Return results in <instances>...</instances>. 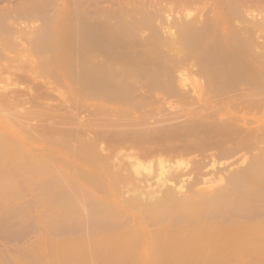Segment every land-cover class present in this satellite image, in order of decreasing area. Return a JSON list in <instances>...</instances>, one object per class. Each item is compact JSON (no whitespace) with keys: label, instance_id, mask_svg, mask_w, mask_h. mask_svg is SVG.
<instances>
[{"label":"bare ground","instance_id":"6f19581e","mask_svg":"<svg viewBox=\"0 0 264 264\" xmlns=\"http://www.w3.org/2000/svg\"><path fill=\"white\" fill-rule=\"evenodd\" d=\"M13 2L11 5L7 4L6 6L0 8V72L4 70H10L9 72L10 76L7 77L10 78L11 74L14 76L10 78L12 81L11 86L13 84L14 86H16L15 83L19 80H23L24 78H25L24 80H26L27 77L29 78V76H26L27 74L23 73V71L26 72L28 70L29 71L32 70L33 72L36 71L37 75L39 76H41V74L44 75L46 74L45 77L48 76V79L46 78L43 81V85L45 88L49 87L50 84H54V86H52L50 91H47L45 89L42 90L40 89L43 87L42 83L37 84L36 82L38 81L35 80L36 85L34 84L33 85L36 87L34 89L32 88L34 91L31 92V94L27 90L24 93V89H25L24 88L22 89L21 92L22 95H21L19 94L20 92L18 93V91L21 90L16 89L17 87H15V89L17 90V91L15 90L17 95L15 93L12 94V91L14 92L13 89L14 86H12L13 90L9 91V93L11 92V95H13L12 97L11 95L7 96L5 94H4L5 96H3V94L0 93L2 94V96L0 95L1 97L0 124H2L0 128V209H3V212L1 213V215L3 214L2 218L0 216V225L2 224L1 226H3L4 228L7 226L6 228H8V225H10L13 222V220L12 221L9 220L10 218L12 219L14 218L16 219L18 217L21 218L23 217L21 216L23 214H25L24 216H26L25 208L28 207L20 206L21 208H19L18 205L16 204L17 205L16 207L18 209L12 210L11 207L10 210V209H4V206L6 201H9V199L12 196L14 197L13 194L17 195V197L21 194L20 193L21 191L19 189L28 190L31 187H34L36 188V190L37 189L39 190V192L35 195L33 199L34 200L33 203L37 208V218L35 223L40 227L41 230H43V232L39 233L37 238L35 237V240L31 244L32 246L28 247L29 250L24 249L25 252L24 251L22 252L23 253L22 255L24 256L23 257L18 256V258L16 257L17 259L15 260L14 264H264V219L255 218V216L258 217L257 215L259 212L260 214L261 212H264V86L263 87L261 86L264 85V83L263 81L259 82V79L255 80L256 82L258 81L257 84L259 85L261 83L263 84H261L259 86L260 88H258V85H255L256 82H254L253 83L254 85L253 84L252 85L256 87H252L251 85L253 89L251 87H249L250 88L249 89L247 86H246L247 89L245 87L237 88L234 85V82L236 84L238 80L237 78H239L238 80L239 82H237V84L241 83L240 77L242 78L241 81L244 79V80H248L249 82L250 80L248 84H251L252 83L251 81H254L257 72H260V74L263 73L264 75L263 32L262 35H260L261 28L262 29L264 28L263 19L260 17L263 22H258L257 19H256L257 21L251 20L249 21L250 23L248 25L242 27L240 26L241 23L239 25L238 24L236 25L233 22L235 26L232 27L229 31L227 30L226 33L224 32L225 33L224 35H221L224 37L223 40H221V43L219 42L220 39H222V37L218 39L219 41L218 44L216 40L217 38L213 39L216 40L215 43L216 45L218 46H220L221 44L223 45L222 46L223 49L222 48L220 49L221 54L224 53L225 43H226L225 44L226 49L228 48V51L230 50L235 53H232V55L229 56L230 54L229 55L227 54L230 52H228L225 49L227 51L226 57L222 58L223 61L222 60L218 61L220 62L218 64H215V60L213 59L214 57L213 58L210 57L214 60L213 62V60L211 59L212 60L211 62L214 64L211 65V67L212 66L214 67L212 70L211 67L209 68L212 72L205 71L206 74L208 73L211 75L212 73L213 75L215 74L213 77H211L214 80L215 77H217L222 73L220 72L219 66H221V63L224 62L225 64L223 63L224 65H222V68L220 67L221 71L225 70L227 72L225 73L229 77L230 76L232 77V78L230 77L231 79L229 78L228 81L227 80L222 81V79L225 76L222 77L221 75L222 77L221 81L220 80L218 81L217 80L218 77H217L215 81L212 82L213 86L211 84V87L213 88L210 89V93L214 92L212 89L215 90L217 88L220 90L221 88L222 89L221 95H223L224 93L223 90H225L224 87L226 85L223 87V85H220L221 82H223V84L224 83L230 84L233 81L232 83L233 89L232 87H230L231 85L230 84L229 85L230 89L229 88L226 89L225 91L226 93H224L223 96H221L220 93L218 94L219 95L218 96L217 95L218 92H215L216 96L214 97L210 96L204 98H202L201 95L200 97L196 96V93H194L195 97L194 96L192 97L193 94L188 93V90L191 89L192 87L189 86L190 87L189 88L187 86L189 89L186 88L187 89L186 90L184 87H186L187 83L185 84V86L184 84H181L182 83L181 81H183V79H181V81L178 82V80L182 78L181 73L178 72L179 74H181V76H178L179 74L177 73L178 74L177 76L180 78H176V76L174 78V75L176 73L173 72L175 69L173 67L174 63L170 64V62H172L174 59L175 62L177 63L178 62L177 60L180 59L179 58L180 56L183 58V59L181 58L183 61L184 55L178 54L179 55L178 57L176 55V57L178 58L177 59L176 57H174L175 55L173 54L175 52H173L172 54L174 56L171 54L172 60L169 58L170 62L168 61V59L164 60L163 58V61L166 62L165 64L169 62V65H173L170 67L174 68L172 71L168 69L169 67H167L166 69L170 71L168 72L169 75L171 73H174L173 78H172V74L171 76H168V73L166 74L167 71H165L164 74H166L169 78L171 77L172 79H177L179 86L181 85L183 86L182 87L183 90L182 88L180 89L177 86H175V83L171 82V78L170 79L165 78L166 79L165 80L164 78L163 79L160 78L161 75H158L157 78L158 80L157 79L147 80L146 78L143 77L144 76L143 75L142 76L143 80L138 79L135 81L130 78L134 77L133 75L135 73L133 74V72H136L137 75L138 73L137 70L133 71V68L126 69L125 68L126 64H125L124 65L125 69L123 68L125 70L124 71L123 69H121L123 66L119 68V66L116 67V65H114L116 64L113 62L114 59H112L114 57L113 55L114 53H112L111 51L113 50L115 51V49H113L115 45L114 46L111 45V42H109L111 39L108 36L103 35L104 36L103 37L101 35L102 41H104V39L107 37L109 38V41L106 40L104 41L105 44L104 43L102 44V41H100V39L98 40V38H101V36L97 38L96 36L91 34L95 30L90 33L89 31L92 30L89 29L88 36H86L87 33L85 34V31L87 30H85L84 31L85 38L89 37V35L91 34L92 36H94V38L96 37L97 39H94L90 36V38H87L88 41H85L86 43L89 42L87 43L88 46L86 43H84L83 45L82 42L80 43L82 45L79 46L78 44L77 45L79 46L78 48H81V46H83L82 50L80 49L81 53L80 50L77 48V46L75 48L74 45L76 44L74 43L72 45L73 49L79 52L72 50V53L74 51V54H72L73 57L75 56L76 58V56L77 55L79 56L80 54L79 58L82 60L84 59V61L82 62H85V65H86V61L88 60L89 61L87 63H91V64L100 63L97 60L99 59L97 57L101 56V55L97 56L98 53L100 52H91V50L89 49V45L93 43V41L92 43H90L91 42L90 39L96 40L95 42H100V43H94L96 44L95 47L98 44L95 50L97 51H99L100 49L102 50L103 47L105 48L104 45L109 46L110 48L106 47V49L108 48L109 51L108 49L107 50L104 49L102 50L103 51L102 54H104L107 57V55H109L108 53L110 52L109 58H111V55H113L111 61L113 60L112 62L114 67L119 69L118 70L113 69V67H111L109 63L104 62L106 57H103L104 55L101 56L104 60L101 57L100 59L102 62H104V64H106V66H102L101 70L99 69L100 71L97 73L98 76L95 75L96 74L95 71L97 72L98 70H95L93 72L94 69H98V66H96L97 68L94 67V69L92 70L94 74L91 73V75L93 74L95 76L94 77L92 75L95 80L91 78L92 81L90 82H93V85L96 82L97 85V87L95 85L94 92L93 91L91 92L89 90L91 89L89 87L91 84L90 82L89 85H87L86 83H85L86 86L85 84L82 85L83 88L89 87L87 90L91 92L93 97H96V95L99 96L102 99L101 103L99 105L90 104V103L80 104L79 100L81 99H79L78 101L80 105H78L75 102L77 101V98L75 96L76 94L81 92V88L77 89V87H74L76 89L74 88L72 89V92L78 91L76 94L72 95L71 93L69 96L68 93V90H71L72 85L68 84L70 80L67 77L69 75V72L73 68L70 71L69 69H67V67L63 64V54L59 50L55 49V47H57L58 44H60L61 46L63 45L65 47L66 40L63 42L60 39V37L48 36L49 34V33L47 34L48 28L46 27L47 29L46 28L44 29L43 25L48 26L50 23H48V25L42 23L43 28L40 27L42 28V30L43 29L47 30L45 33L47 35L42 36V33H44L43 31H41L42 33L37 32L38 34L40 33L41 36L40 34L35 35L32 33L33 31L31 32V30L28 31L26 30V33L22 34L21 30L25 32V28H28L30 26L34 28V26H32L31 24L29 26V23H32L33 20L32 19L30 21L32 17L31 15L32 12L29 13V11L27 10V9L30 10L32 6L30 5L27 7L24 4L23 5L25 6L24 10L25 8L27 9L25 12H22L24 11L21 10L23 6H21L22 7L21 8L19 6L20 4L17 5L15 3L16 1ZM232 2H233L232 5H234V1ZM258 2L261 1L259 0ZM215 3H213L214 5L211 3V6L213 5V7L210 6L213 9L212 11L213 13H211V15L213 14L214 17L213 19L220 16L219 13L223 14V12L224 13L226 12L225 13L226 16V14L230 12L234 7L231 5L230 2V4H228L227 7L225 5L224 8L226 10L223 11L222 8L224 5L222 6L221 4L220 7L218 5H215ZM235 4L237 5L238 3ZM239 6L240 5L238 4V7ZM48 7H52V6H48ZM238 7H234L235 10L234 9L233 10L238 11L237 10ZM219 8L221 9L220 12H219ZM253 8L255 9V7ZM254 9H250V10L254 11ZM263 9L264 8H262V10ZM250 10H248V12ZM263 12L264 10L262 11V13ZM158 13L159 15L161 14L159 11ZM155 14H157V12ZM205 14L207 15L206 12ZM21 16L23 17V19L24 17H28L27 19H29L28 23L24 24L25 26L21 25L18 21L19 18L21 19ZM153 16H154L153 18H155V15ZM160 16L162 17V15ZM192 16H190L191 17L190 21L189 18L188 20L186 19L187 21L186 23L188 22L193 23L192 25H189L188 23V26L190 27L194 26V22H191ZM238 16L240 17L239 14ZM261 16L263 17L264 15ZM199 18L200 17H198V19ZM131 20H135V18L132 17ZM164 20L165 23H167L168 19L166 20L164 18ZM142 21L146 22L147 20H142ZM210 21L209 23H212ZM228 21L230 22V20ZM122 22L124 21H121L120 24H123ZM181 22L183 23L182 24L183 26L185 25V27H183L182 30L180 29L182 26L181 24H180V28L179 29L177 28L178 20L177 22H174V24H176L175 26H173L174 24H172V21L170 22V24L172 28L173 27L177 28L175 29V31L177 32V33L175 32L176 34L179 35V33L182 31L181 33L183 35L180 33L181 34L180 37L183 36L184 38L188 34L190 37L188 38L190 42L191 35L195 32L193 31V33L190 35L189 33L192 32L193 28L189 27L187 29L186 28L187 24H185L183 19ZM124 23L126 24V22ZM158 23H160V20H158ZM162 23L164 24V22ZM199 23H197L198 24L197 26H199ZM225 23L224 26H226ZM120 24H118V26ZM125 24L124 26L120 25L123 28L122 29L123 33L125 30L124 27L127 25ZM154 24L153 26L155 27L157 25V22L155 25ZM168 24L169 22L167 23V25ZM170 24L168 26H170ZM88 25L90 26V24ZM88 25L85 27L87 28ZM167 25L164 24V27L165 26L167 27ZM134 26H132V29ZM139 26L138 29H140L141 27ZM160 26L161 25H159L158 27ZM148 27L152 28L150 27L149 23H148ZM199 27L201 28L202 26ZM205 27H208L207 24ZM211 27L212 26H210V29ZM145 28H146L145 30L146 33L148 32V30H152V29H148L147 25ZM172 28H170L169 30L167 27L166 29L169 31L166 32L160 31V32L165 33L166 35L168 34L167 38L165 37L166 35L164 36L165 39L168 40L170 38L171 41V39L174 38L181 41L180 42L181 47L183 44H184L183 46L189 47L190 44L187 43L188 42L186 40L187 37L184 38L185 40L179 39L180 37H178V35H175L174 32L172 33ZM225 28L228 29L227 26ZM104 29L105 28L101 30L106 32ZM186 29L189 31V32L187 31L188 32L187 34L186 32L183 33V31H185ZM189 29L192 30L190 31ZM204 29L201 30L204 31ZM258 29L260 34L256 33ZM129 30L126 29V31ZM133 30L131 31V33L129 32L128 34L133 35L134 34ZM155 31L156 29H154L153 32L150 31L152 32L151 38H147L151 35V33L149 32L150 34L149 33L146 34V36L148 35L147 37H142V36L138 37L136 36L137 34H134L133 36H136V38L134 37L125 38V35L122 34L124 36L123 37L124 39L120 38V40L122 45L125 46L126 48H130V47L135 48L134 47L135 45H139V47L143 46L146 48L150 44V43L148 44L149 40L147 39H151L152 41L151 44L153 46V47L151 46L152 48L160 47V45L162 46L167 45L166 46L167 48L170 46V44H172L169 40H168L169 43H167L168 41L165 39H164L165 42L166 41L167 42L165 44L164 43L162 44L161 42L163 41L162 40L163 36L160 35L161 34L160 32H158L159 38L162 36L160 38L161 40L160 41L158 38V33ZM205 31L208 32L207 29ZM217 32L219 33V29ZM143 33L145 32L143 31ZM155 33H157L156 34L157 39L155 37L154 38L156 41L159 40L160 42L159 46H157L158 41L156 42L152 40L153 35L155 36ZM197 33L198 32H196V34ZM201 33L200 34L203 36L206 35L204 34V32ZM213 33L211 34V36L214 35ZM84 34L81 37L84 38ZM98 34L99 33H97V36ZM104 34L106 35V33ZM115 34L118 33L116 32ZM221 34H223V32ZM51 35H52V31H51ZM216 35L217 34H215V37L217 36L220 37V34L217 36ZM192 36H193L192 39L196 37L195 34ZM118 37L119 36L115 37L116 41L119 40ZM199 38H201V42L202 39H204V37L201 36ZM205 38H207V35ZM211 38H213V36ZM192 39L191 41H193ZM224 40L225 43L223 44ZM116 41H115L116 44L115 48H118L119 43ZM172 41L174 44L175 41L174 40ZM179 41L177 43L178 46H179ZM194 41L191 42V44L193 43V45L191 46L193 47V49L191 47H190L191 49L190 48L187 49L194 51L191 53H193L194 55L196 53L197 56L196 55L195 56L197 59L198 57H200L199 56L200 53L196 52L194 48L195 47ZM106 42L109 43V45ZM154 42L156 43L155 44L156 47H154L153 45ZM185 42L188 45L187 44L185 45ZM213 42L211 39V44ZM22 44H26V45L20 48L21 47L20 45ZM99 44L100 45L102 44V47H100ZM215 44L214 45L212 44L213 45L212 48L215 46ZM243 44L246 45L247 46L246 48L248 49V53H249L248 58L245 57L247 59H243L244 57L242 58L240 52H238L242 50L241 47L243 46ZM110 45L113 47H111ZM45 46L48 47L50 46L51 47L50 49H52L53 46L56 55L59 54L60 61L58 62V65L54 67V69H52L53 67L51 66L52 64L50 62L51 60L49 61V57L48 59L45 60L38 59L36 60V62L35 60L33 61V57H34L33 55L34 54L36 55L37 51L39 50L42 51V49L45 48ZM174 46H176V44ZM207 46L209 47V45ZM218 46L215 47L218 48ZM32 47H34L33 50ZM48 47H46L45 49L47 50ZM181 47H177L175 50H178L180 48V50L177 52L179 53L181 51L182 53L183 51V53L185 55H188L190 58L191 55H189V51L187 50H186L187 52L184 51L186 47H184V50H182L183 47L182 48ZM136 48L138 49L137 46ZM169 48L171 49L172 47ZM246 48L244 47L243 51L246 52L245 50ZM119 49L120 48L117 49V53L115 54L116 59H117V55L119 59V56L122 53V51L120 53ZM157 49H158L157 52L163 51V50H159L160 48ZM157 49L155 50L153 49V50L156 51ZM172 49L171 51H174ZM105 50L106 52L108 51V53H104ZM125 50L126 49H124V51ZM201 50L202 48L199 51ZM29 51H31L32 53H28ZM33 51H36V53H34ZM141 51H143V48ZM48 52L49 50L47 51V53ZM133 52L135 53L134 55V59H135V56L139 55L138 54L139 51H133ZM202 52H201V56H202ZM39 53L41 52H38V54ZM42 53H43L42 55L44 56V52ZM127 53H123L124 57L122 56L121 57L126 58L128 56ZM161 53L163 54L164 52ZM157 54L159 55V53ZM193 54L192 57L195 60V56ZM215 54H213V56H215ZM246 54L245 56H247ZM206 55L209 54L206 53ZM145 56L146 55H144V57ZM35 57H37V55ZM46 57L44 56L43 58ZM50 57H54V56H50ZM137 57L139 58L140 56ZM151 57H154V59L156 58L155 55ZM167 57L165 55V59ZM187 57L185 56L186 59ZM227 57L229 59L227 61L228 65L225 62L227 60L226 59ZM109 58H107V60H109ZM130 58H132V56H130ZM203 58H204L203 61H205L206 56ZM119 61L122 60L119 59ZM160 61L162 62L161 63L162 65L160 64ZM163 61L158 60L156 62L160 64V67L163 66L166 68V65L165 66L163 65ZM182 61L180 62L182 63ZM188 61H185V64L186 62L188 63ZM197 61L199 62L198 59ZM197 61L196 62L194 61L196 65L198 64V68H197L198 70L195 71L196 72L200 71L201 74L198 73V75H202L204 71H201V69L199 70V68L201 67L203 69V67L206 65L203 64V66H201L203 63L201 57H200V62L202 63L200 62L197 63ZM131 62L130 64L128 62V64L130 65L129 66L127 64V66H129L128 68L131 67ZM146 62L147 61H145V63ZM156 62L154 61L153 63H155L157 66ZM211 62L209 63V66ZM32 63L37 70H34L35 68H31V69L29 68L31 67ZM192 63L191 64L189 63L191 65L190 66L191 68L194 65ZM155 64H153V66ZM185 64H183V66ZM180 65L182 64L178 63L175 65L176 67L175 71H177V69L180 70L179 69ZM216 65L217 66L219 65L217 69H215ZM146 66L148 65L142 67L146 69L147 68ZM183 66H181V69L184 68ZM83 67L86 68L85 66ZM150 67H152V65H150ZM157 67L154 66L152 68H157ZM144 68H142L141 71H144L145 70ZM149 68H148V72L152 69ZM193 68L192 71L194 72ZM218 69L219 71H217ZM87 70L88 67L86 68V70L84 69L85 73H88ZM186 70L182 72L184 73V75L190 69H188L187 72ZM190 72L191 71H189V73ZM217 72L220 73L216 75ZM236 72L239 74L238 76L240 77L237 76ZM71 73L74 72L71 71ZM154 73L157 75L156 72ZM154 73H149V74L152 75ZM70 75L72 76V74ZM76 75L77 74H75V76ZM156 75L154 76L157 77ZM232 75L235 76L236 78V79L234 78L235 80L233 79ZM75 76L73 75V77ZM66 78H67V82H66ZM97 79H100L99 80L100 82ZM161 79L165 81L163 82L161 81ZM168 79L170 80V82H167ZM185 79H187L186 76ZM185 79L184 81L187 82V80ZM230 80L232 81L230 82ZM8 82L6 84H8ZM97 82H99V84H97ZM210 82L211 81L209 79V83ZM219 82L220 84L217 87L216 85ZM70 83L72 84V82ZM205 83H203V85L200 86L198 85L199 90L201 91L203 90L204 92L205 88H207V85ZM242 83L245 82L242 81ZM40 85H42V87L39 88ZM75 85L77 84H74L73 86ZM60 86L61 88L62 87L63 88L61 89ZM65 88L68 89L66 90L68 95H66L65 93L66 92L64 90ZM1 91L2 89L0 90V92ZM51 91H55L58 93L57 96H59L61 102L60 105L58 103V105L55 107L57 109V110L55 109L56 111H50L49 108V112L50 113L53 112L51 113V115L52 116L55 115L59 118L58 123H61V125H59L58 128H55L57 126L54 125L55 126L54 129L52 127L53 125L48 126V128L52 127L50 128V131L51 129H53L52 130L53 132L55 130L56 131L55 133L58 132L57 134H62L63 137H61L62 136L61 135L59 139L58 137L56 139L55 136L56 140L50 139L51 143L46 142V139L48 140V138H46V134L39 133L40 131L38 129H35L34 131L38 130L36 131V135H38V133L40 134V136H42L41 134H45L44 137L45 140H43L44 138L41 139L42 141H45V143L43 142L42 145L46 143H50L52 145V146L47 145L50 147V150L48 149L47 146L46 147L44 146L46 150L50 151L47 153L52 152V156L51 154H45L43 152V154L47 155V157H45L46 159H43V156H41L42 154L41 155L39 154V156L41 157L38 158L40 159L42 158V160H47L48 157H51L50 159L56 160L57 157L58 159L59 157H62L61 159H64L63 161L65 160L67 161L66 162L67 164H65L62 161V163L65 164L64 168L59 167L60 164L57 162L60 161L61 159L57 161L55 160L52 161V162H57L58 166L54 165L51 162V160L50 161L47 160L49 162L47 163V161H42L38 159L36 156L35 158L34 155L32 154L33 150L32 151L30 150L29 152L33 155L34 158L32 159V157L31 158L26 157L27 154H24L23 151L25 149H22L24 148V146L21 147L20 144L22 143L24 145L29 138L28 136L34 134V132L33 133L31 132L30 128L29 130L31 133L28 131V129H26L29 133L28 135V133L26 132L28 135L26 136V138L28 137L26 141L25 140L23 141L22 137L21 140L19 136L22 135L17 136L21 140V141L19 140L20 141L19 143L17 142L18 138L15 137L16 134L15 135H13L14 133L11 134L14 130L10 131L11 133H9V131L6 130L7 127L6 128L3 127V123L5 124L11 119H12L11 127L14 126L13 124L16 125L17 122L16 118H18L21 121L20 122L18 120L20 122V126L24 125L25 123L24 120L30 118V116L34 114V111L37 110L35 108L37 106V102H36L37 99L40 97L41 98L44 97L47 101V97L50 95L49 93H51ZM156 91H161L162 94L153 97V94ZM24 94H28V97L26 98L23 97ZM54 95L55 94H53V96ZM80 95L84 97L90 95V93L87 92ZM53 96L52 98H55ZM92 96L89 97L91 98ZM172 96H174V98L176 97V99H173ZM96 98L98 99V97ZM26 101L27 103H29L28 101H31V104H35V105L33 107L29 106L31 108H29L27 111L26 108L24 107L26 112H24V110L23 112L21 110H20L21 112L18 111L19 113L15 111L14 108L17 105L19 106V104L20 105L25 104ZM105 101L109 103L119 102V105H112V104H111L112 106L110 104L106 105L104 103ZM120 102L124 103L125 105L120 104ZM81 108L85 110L88 109L87 110L88 115H86L87 112L85 113L84 110L85 114L84 117H82L83 111H81L82 114L80 115L79 113L78 115L81 117L77 118L78 120L74 119V121L76 120V125H74L73 128L71 125L73 121L69 123L68 116L72 114L75 115L76 112L78 111L77 109L82 110ZM97 109H99L100 111L99 110L97 111ZM259 109H261V111ZM95 110L99 114L101 113V111H103L104 114L101 113L102 115L97 116ZM231 110L232 112H230ZM69 111H72V113ZM222 111H224L223 113L225 114L221 113ZM67 112H69V115H67L68 120L66 121L68 124L67 123L65 124L66 127L69 124L71 125L69 130L67 129L69 128V126L66 129L64 126V121L66 119ZM33 116H35V114ZM48 116L50 117V115ZM76 117L77 116H75L74 118ZM23 121L24 123H22ZM17 124L19 125L18 122ZM5 125L7 126L8 124L6 123ZM10 125L11 124H9L8 126ZM18 125H16L17 126L16 129H18ZM43 127L45 128V126ZM20 130L24 132L23 129L20 128ZM20 130H18V133ZM42 131L48 132L49 129ZM50 131L48 133H50ZM24 134L25 133H23V135ZM74 134L76 135L79 134V136L76 137ZM37 137H39V135ZM75 139L76 142L74 141ZM31 141L30 142L28 141L29 143L28 142L26 143L30 144ZM71 142L74 143V146L73 143ZM39 144H41V142ZM31 147H29V149ZM37 149L40 150V148L38 147ZM250 149L252 150L256 149L257 152L254 150L256 153L253 154L252 151L251 152L252 155L247 156L246 155L248 154L247 150H249L250 152L251 151ZM241 150L246 151L245 152L246 154H244V152H242ZM239 152L241 153L240 155H238ZM34 154L38 155L36 153ZM237 160H239L238 164L240 167L242 166L240 164L243 163L244 161L246 162L247 160L246 165H244V167L241 168L237 166L236 167L237 169H231L230 165L232 164L233 166V162L235 164ZM66 165L67 166L70 165L69 167L76 166L77 170L76 171L73 170L74 171L73 174L71 168H67V169L65 168ZM212 175L217 176L215 178H217L219 181L224 180V183L218 184L217 182V185L213 186L216 181L215 179L210 178V176L212 177ZM150 176L154 178V181L153 183L151 181V183L146 184L145 181L147 180L146 177L149 178ZM211 179L214 180L215 182L213 183ZM143 181L145 184H142ZM16 190L19 191V194L17 193ZM25 206L27 205L25 204ZM61 228H62V232L64 231L65 234L68 231L69 233H67L66 235H62L63 237H60L58 235L59 233L57 234L55 231L57 230L58 232H60ZM64 228L67 229L68 231L66 232ZM51 231L52 232L54 231L57 235H55V233L52 234ZM57 236L60 238H58Z\"/></svg>","mask_w":264,"mask_h":264},{"label":"rangeland","instance_id":"374dc122","mask_svg":"<svg viewBox=\"0 0 264 264\" xmlns=\"http://www.w3.org/2000/svg\"><path fill=\"white\" fill-rule=\"evenodd\" d=\"M3 1V2H2ZM13 1H16L15 3L18 5V4H20L19 6L21 7V6H23L24 4H25V6H32L31 8L33 9H31L30 8V10L29 9H27V8H25V10H24V7L25 6H23V8L21 9V10H24V11H22V12H25L26 11V9L29 11V13H31V15H32V17H31V19H30V21L32 20V23H29V26H30V24L32 25V26H34V28H32L31 26V28L30 27H28V28H25V32L24 31H22L21 30V33L22 34H24V33H26V30L28 31V30H31V32L33 33V34H35V35H37L38 33L37 32H41V31H43L44 33H42V36L43 35H47L48 33V36H55V37H60V39L64 42L65 40H66V46L64 47L63 45L61 46L60 44H58L57 45V47H55V49H57V50H59L62 54H63V64L67 67V69H69V71L71 70L72 72H74V73H71V71L69 72V75H68V77L67 78H69V80H70V82H72V84L69 82L68 84H70V85H72V88H71V90H68L67 88H65L64 90L66 91V90H68V93H69V96H70V94L72 93V95L73 94H76L78 91H74V92H72V89L74 88V87H77V89H79V88H81V92H79L78 94H76V98H77V101H75L76 102V104H78V105H80V104H82V103H87V104H96V105H99L100 103H101V98L99 97V96H97L96 95V97H98V99L96 98V97H93L92 96V94H91V92L93 91L94 92V88H95V85H96V82L94 83V85H93V82H90V81H92L91 80V78L92 79H94V71L95 70H98L97 72L95 71V75L96 76H98V72L102 69V66H106V64H104V62H106V63H109L110 64V66L111 67H113V69H117V68H115L114 67V65H116V67H118L119 66V68L120 67H122L121 69H123L124 68V65H125V68L126 69H131V68H133V71L134 70H137V75H136V72H133V74H131V75H133V76H131V77H133V78H130V79H132V80H141L142 79V76L144 77V78H146L147 80L148 79H157L158 78V75H161V77L160 78H169L168 76H171V74H172V78H173V74L175 73V75H174V78H175V76H176V78H180V77H178V76H181V74H182V78H180L179 80H178V82H180L181 81V79H183V81H181L182 83L181 84H184V86H185V84L187 83V85H186V87H184L185 89L186 88H188L189 86H191L192 88H194V89H189L188 90V93H190V94H193L192 95V97L194 96L195 97V94L194 93H196V96H198V97H200V95L202 96V98H204V97H214V96H216L215 95V92H218L217 93V95L220 93V95H221V93H222V89L220 88V90L219 89H217L216 87H214V88H216L215 90L214 89H212L214 92V94L213 93H210V89L211 88H213V87H211V84H212V82L213 81H215V79L217 78V80L219 81H221V78L223 77V76H225L223 79H222V81L224 80H229V78L231 77H229L226 73V71L225 70H222L221 71V68H222V65H224L223 63H221V66H219V69H220V72H222L220 75H218L220 72H217V74L216 75H218L217 77H215V79L213 80L211 77H213L214 75H213V73H212V75L211 74H206V72H212L211 70L213 69V67L214 66H212L211 67V65H214L211 61L214 59L215 60V64H218V63H220V62H218V61H220V60H222L223 61V57H226V54H227V51H228V48L226 49V43H225V40H224V42H223V44H224V47H225V49L227 50H225L224 49V53L223 54H221V48L223 49V45L221 44L220 46H218V45H216L215 43H216V40H217V44H218V39H220L221 37H222V39H220V42L219 43H221V40H223V36H221V35H224L226 32H227V30L229 31L232 27H234L235 26V24L237 25H239L240 23V26L242 27V26H246V25H248L250 22L249 21H251V20H253V21H257L258 20V22H263L264 21V16L262 17L261 15H264V12L262 13V11L264 10H262V8H264V1L263 0H260L261 2H258L259 0H176V2H175V0H87V1H85V0H0V8H2V7H4V6H6L7 4L8 5H11L12 4V2ZM31 1V2H30ZM173 1V2H172ZM180 1V2H179ZM185 1V2H184ZM232 1H234V5H232L233 4V2ZM250 1V2H249ZM253 1H255V2H253ZM47 2V3H46ZM153 2H154V4H153ZM188 2V3H187ZM217 4H216V3ZM230 2H231V5L232 6H234V7H238V4L240 5L238 8H237V10L238 11H234L235 10V8L233 7V9L230 11V12H228L227 14H229V15H227L226 14V16H225V13L223 12V14L222 13H219L220 14V16H218L217 18H215V19H213L214 17H213V14L211 15V13H213L212 11H213V9L211 8V7H213V3H215V5H218V6H220L221 4H222V6H223V8L225 7V5H226V7H227V5L228 4H230ZM248 2V3H247ZM14 3V2H13ZM46 3V4H45ZM168 3V4H167ZM183 3H184V5H183ZM211 3L213 4L212 6H211ZM235 3H238L237 5L235 4ZM250 3V4H249ZM263 3V4H262ZM75 4H77V5H75ZM83 4H85V5H83ZM178 4H180V5H178ZM255 4V5H254ZM261 4V5H260ZM34 5V6H33ZM75 5V6H74ZM90 5V6H89ZM136 5H137V7H136ZM172 5V6H171ZM174 5V6H173ZM236 5V6H235ZM247 5V6H246ZM252 5H253V7H255V9L252 7ZM48 6H52V7H48ZM76 6H78V7H76ZM83 6V7H82ZM155 6H157V7H155ZM169 6V7H168ZM177 6V7H176ZM209 6V7H208ZM211 6V7H210ZM242 6V7H241ZM36 7V8H35ZM55 7V8H54ZM87 7V8H86ZM154 7V8H153ZM161 7V8H160ZM165 7H168V8H165ZM183 7H184V9H183ZM221 7V6H220ZM261 9H260V8ZM44 8V9H43ZM50 8V9H49ZM182 8V9H181ZM210 8V9H209ZM222 8V10L223 11H225L226 9L224 8L223 9ZM35 9H37V10H35ZM163 9V10H162ZM212 9V10H211ZM250 9H254V11L253 10H250ZM39 10V11H38ZM45 10V11H44ZM111 10V11H110ZM166 10V11H165ZM220 8H219V12H220ZM248 10H250L249 12H248ZM262 10V11H261ZM150 11H151V13H150ZM153 11H156L157 12V14H155L156 12H153ZM158 11L161 13L160 15H162V17L159 15V13H158ZM184 11V12H183ZM190 11V12H189ZM246 11V12H245ZM255 11H257V12H255ZM259 11V12H258ZM39 14H38V13ZM188 12V13H187ZM205 12L207 13V15L205 14ZM255 12V13H254ZM261 12V13H260ZM150 13V14H149ZM164 13V14H163ZM169 13V14H168ZM185 13V14H184ZM192 13H193V16H192ZM246 13V14H245ZM254 15H253V14ZM23 14H25V13H23ZM36 14V15H35ZM187 14V15H186ZM191 14V15H190ZM238 14L240 15V17L238 16ZM249 14H251V15H249ZM34 15V16H33ZM153 15H155V18H153L154 16ZM156 15H157V17H156ZM171 15V16H170ZM224 15V16H223ZM254 17H253V16ZM257 15H258V17H257ZM260 15V16H259ZM37 16V17H36ZM147 16V17H146ZM165 16V17H164ZM189 16V17H188ZM190 16H192V20H191V22H194V26L192 27L193 28V30H192V32L191 33H189L190 35L193 33V31L195 32V33H193L192 35H196V37L197 38H199L200 36L201 37H204V39H202V42H201V38H199L200 39V41H199V39H197L196 37H194V38H196V39H192V35H191V39L194 41V40H196V41H194L195 43V50H196V52L197 53H200V57H201V59H202V61L204 60V58L203 57H205L206 56V58H205V61H203V63L202 62H200V57H198L197 59L199 60V62L200 63H202V65L201 66H203V64L204 65H206V66H204L203 67V69L200 67V64H199V70L201 69V71H206L205 72V74H204V72H203V76L202 75H198V73H200L201 74V72L199 71V72H196L195 70H198L197 68H198V64L196 65L195 64V62L197 61V59H196V53H195V55L193 54V53H191V52H194V51H192V50H189V49H187V48H190L192 45H193V43L191 44V42H193V41H191V39H190V42H189V39L188 38H190L189 37V35L187 34L189 31L187 30L190 26H188V23H189V25H192L193 23H190V22H188V23H186L187 21H186V19L188 20V18H189V21H190ZM204 16V17H203ZM208 16V17H207ZM222 16H223V18H222ZM231 18H229V17ZM246 18H245V17ZM112 17V18H111ZM130 17V18H129ZM132 17H134L135 18V20H131L132 19ZM168 17V18H167ZM174 18V20H173V18ZM177 17V18H176ZM198 17H200L199 19H198ZM206 17H207V19H206ZM235 17V18H234ZM251 17V18H250ZM256 17V18H255ZM263 19V21H262V19ZM28 17H24V19H23V17L21 16V19L19 18V23L21 24V25H23V26H25L24 24H26V23H28V21H29V19H27ZM30 18V17H29ZM35 18V19H34ZM122 18V19H121ZM145 18V19H144ZM164 18L167 20L168 19V21H167V23L169 22V24H170V22L172 21V24H174V22H177V20H178V29L180 28V24L182 25L183 23L181 22L182 21V19H183V21L185 22V24H187V26H186V30L185 31H183V33H185L186 32V34H184V35H186V37H187V43L188 44H190L189 45V47H187V46H183L182 45V47H181V41H179V40H177V39H171V41H170V38L168 39L172 44H170V46L169 47H174L172 50H174V51H171V49L169 48V47H167L166 48V46L167 45H164V46H162V45H160V42H159V40H160V38L163 36V41L161 42L162 44L164 43H166L168 40L167 39H165L164 38V36L166 35L165 33H161V32H163V31H169L170 30V28H172L171 27V24H170V26H168L167 25V23H165V20H164ZM171 18V19H170ZM182 18V19H181ZM229 18V19H228ZM250 18V19H249ZM23 19V20H22ZM43 19H44V22H43ZM114 19V20H113ZM121 19V20H120ZM125 19V20H124ZM127 19V20H126ZM197 20V21H195V20ZM203 19V20H202ZM236 19V20H235ZM257 19V20H256ZM120 20V21H119ZM129 20V21H128ZM142 20H147L148 21V23H149V25H150V27H152L153 26V24L155 23L156 24V22H157V27L155 26H153L152 28H149L148 27V23H147V21L145 22V21H142ZM158 20H160V23H158ZM162 20V21H161ZM169 20H171V21H169ZM179 20H181V21H179ZM194 20V21H193ZM210 20H212V21H210ZM225 20V21H224ZM228 20H230V22L228 21ZM27 21V22H26ZM41 21V22H40ZM121 21H124V22H126V24L129 26H127L124 22H122L123 24H120V22ZM131 21V22H130ZM134 21V22H133ZM153 21V22H152ZM201 21H203V22H201ZM209 21L210 22H212L213 23V25H212V23H209ZM116 22V23H115ZM118 22V23H117ZM132 24H130V23ZM141 22H142V24H141ZM143 22H144V24H143ZM162 22H164V24L165 25H167V27H168V29L169 30H167L165 27H164V24L162 23ZM179 22H181V23H179ZM200 22V23H199ZM225 22H227V23H230V24H227V23H225ZM235 24H234V23ZM41 23V24H40ZM42 23L43 24H46V25H48V23H50L48 26H45V25H43V27H44V29L46 28L47 30H48V32H47V34H45L46 33V31L47 30H42ZM86 23H87V25L88 24H90V26L88 25V27L86 28L85 26H87L86 25ZM135 23V24H134ZM146 23V24H145ZM153 23V24H152ZM197 23H199V26H202L201 28L199 27V26H197L198 24ZM204 25H203V24ZM209 23V24H208ZM224 23L226 24V26L228 27V29L227 28H225L226 26H224ZM118 24H120L121 26L123 25L124 26V24L126 25L125 27H124V33H123V31H122V27L119 25L118 26ZM154 24V25H155ZM161 25L160 27H158L159 25ZM202 24V25H201ZM206 24H207V26L208 27H205L206 26ZM231 24H232V26H231ZM234 24V25H233ZM100 25V26H99ZM103 25H105V26H103ZM135 25V26H134ZM142 27H140V26ZM145 25V26H144ZM146 25H147V28L148 29H152V30H148V32L146 33ZM163 25V26H162ZM176 24H174L173 26H175ZM131 26V27H130ZM132 26H134L133 27V29H132ZM138 26L140 27V29H138ZM204 26V27H203ZM210 26H212L211 27V29H210ZM37 27V28H36ZM40 27H42V28H40ZM101 27H103V28H105L104 30L106 31V32H104L103 30H101V29H103V28H101ZM127 27V28H126ZM163 27V28H162ZM183 27H185V25L183 26H181V30L183 29ZM190 27V28H191ZM22 28V27H21ZM108 30H107V29ZM111 28V29H110ZM121 28V29H120ZM145 28V29H144ZM160 30H159V29ZM177 28H172V33L174 32V34L175 35H178V34H176L177 32L175 31V29H177ZM196 28H197V31H196ZM205 28V29H204ZM37 29V30H36ZM89 29L90 30H92V31H89ZM126 29L127 30H129V29H131V30H129V31H126ZM142 29H143V31L145 32V33H143V31H142ZM154 29H156V31L155 32H160L161 34L160 35H162L160 38H159V33H158V38H159V40H155V38L157 37V33H155V36L153 35V38H152V40L153 41H156L157 43H158V45L157 46H159L160 45V47H156L155 46V42L153 43V45H154V47H156V48H152L153 46H152V44H151V39H147V40H149V42H148V46L145 48V47H143V46H140L139 47V45H135L134 47L136 48V46L138 47V49L136 50L135 48H133V47H130V48H126L125 46H123L122 45V43H121V40H120V38L122 39L124 36L122 35V34H124L125 35V38L126 37H129V38H131V37H134V38H136V36H142V37H147L146 36V34H148L150 31H154ZM163 29V30H162ZM166 29V30H165ZM185 29V28H184ZM201 29H204V31L203 30H201ZM208 30V32L207 31H205V30ZM218 29H219V33L217 32L218 31ZM49 30H50V32H49ZM77 30V31H76ZM85 30H87V31H85ZM95 30V31H94ZM133 30V32H134V34H137L136 36H133L134 34H133V32H132V34L133 35H131V34H128L129 32L131 33V31ZM139 30H141V31H139ZM190 30V29H189ZM190 30V31H191ZM210 30V31H209ZM264 28L262 29L261 28V34L259 33V29L257 30V34H260V35H262V32H263V34H264ZM51 31H52V35H51ZM76 31V32H75ZM79 31V32H78ZM81 31V32H80ZM84 31H85V34L87 33V35L86 36H88V33L90 32H93V33H91V34H93L94 36H96L97 38L98 37H100L101 35L103 36H108L111 40L109 41V38L107 37V38H103L104 39V41H106V40H108L109 42H111V45H115V47H116V44H115V41H116V39H115V37H117V36H119L118 37V39L119 40H117L116 42H118L119 43V45H118V48H120L119 50H120V53H121V51H122V53H121V55L119 56V59L120 60H122V61H119V59H118V55H117V59L115 58V54L117 53V49L118 48H113V49H115V51L113 50V51H111L112 53H114L113 55H114V57L112 58V56L113 55H111V58L112 59H114V63H116V64H114L113 65V62L111 61V58H109V56H110V52L108 53V51H109V49H108V51L106 52V47H109V46H107V45H104L105 46V48L103 47L102 48V50H104V49H106L105 51H104V53H108L109 55H107V57L104 55V54H102V50L100 49L99 51H97V50H95L96 49V47L98 46V44H97V46L95 47V45L96 44H94V43H100V42H95L96 40H92V39H90L91 40V42L90 43H92V41H93V43L91 44V45H89V49L91 50V52H100V53H98V55L97 56H99V55H101V56H103V57H106L105 58V61L104 62H102L101 61V59H100V57L101 56H99V57H97V56H95V57H97V58H99V59H97L98 60V62H100V63H93V64H91V63H87L88 61H86V65H85V62H82V61H84V59L82 60V59H80L79 58V56H80V54H79V56L77 55L76 56V58H75V56L73 57V55L72 54H74V51H77V50H75V49H73V44L75 43L76 45H74L75 46V48H76V46L79 44V46L80 45H82V44H80L81 42L83 43V45H84V43H86L85 41H88V39L87 38H90V36L92 37V38H94V36H92L91 34L89 35V37H87V38H85V34H84ZM89 31V32H88ZM118 33V34H115L116 32ZM120 31V32H119ZM126 31V32H125ZM139 32V34H138V32ZM188 31V32H187ZM213 31H214V33H213ZM215 31H216V33H215ZM36 32V33H35ZM140 32H142V33H140ZM152 32H150L151 33V35L149 36V37H147V38H151L152 37ZM176 32V33H175ZM179 32H180V30H179ZM182 32V31H181ZM180 32V33H181ZM196 32H198L197 34H196ZM201 32H204V34H206L207 35V38H205L206 37V35H201V34H203V33H201ZM223 32V34H221ZM225 32V33H224ZM28 33V32H27ZM78 33V34H77ZM97 33H99L98 34V36H97ZM104 33H106V35L104 34ZM121 33V34H120ZM126 33V34H125ZM149 33V34H150ZM179 33V35H178V37H180L181 36V34ZM201 33V34H200ZM214 34V35H212L213 36V38H211L212 36H211V34ZM40 34V33H39ZM38 34V35H39ZM82 34V35H81ZM83 34H84V38L83 37H81V36H83ZM96 34V35H95ZM108 34V35H107ZM120 34V35H119ZM140 34H142V35H140ZM215 34H217V35H219L220 34V37L219 36H217V37H215ZM77 35V36H76ZM113 35V36H112ZM117 35V36H116ZM131 35V36H130ZM168 35V34H167ZM165 36L166 38L168 37V36ZM183 35V34H182ZM200 35V36H199ZM40 36H41V34H40ZM81 37V38H79V37ZM102 36H101V38H98V40L100 39V41H102ZM103 36V37H104ZM94 38V39H97V38ZM186 37H184V38H186ZM183 38V36L182 37H180L179 39H184ZM216 39V40H213V39ZM78 39V40H77ZM85 39H87V40H85ZM114 39H115V41H114ZM124 39V38H123ZM157 39V38H156ZM167 40L166 42H165V40ZM207 39V40H206ZM211 39H212V44L214 45L215 44V46H218V48L217 47H213L212 48V44H211ZM76 40V41H75ZM97 40V41H98ZM172 40H174L175 42H174V44H173V41ZM185 40V39H184ZM72 41H73V43H72ZM104 41H102V44L104 43L105 44V42ZM107 41V42H108ZM161 41V40H160ZM169 41L167 42V43H169ZM178 41H179V46L177 45V43H178ZM106 42V43H107ZM199 42H201V43H199ZM23 43H25V42H23ZM87 43H89V42H87ZM86 43V44H87ZM182 43H184V42H182ZM186 42H185V45L187 44ZM102 44L100 45L99 44V46L100 47H102ZM108 45H109V43H107ZM176 44V46H174ZM187 44V45H188ZM209 45V47L207 46V45ZM26 44H22V45H20L19 47L20 48H22V47H24ZM110 45V46H111ZM169 45V44H168ZM206 45V46H205ZM79 46H77V48L79 47ZM87 46H88V44H87ZM113 46H111V47H113ZM152 46V47H151ZM198 46V47H197ZM202 46V47H201ZM243 46L246 48L247 46L246 45H244L243 44ZM241 47L242 48V50H240V51H238V52H240V54H241V56H242V58L243 59H247L248 58V55H249V53H248V49L246 48L245 50H246V52L245 51H243L244 50V47ZM46 47H48V46H45V48ZM82 47L83 46H81V48H78L79 50L81 49L82 50ZM123 49H122V48ZM177 47H181L182 48V50H184V47H186V49L184 50L185 52H187V51H189V55H191L190 56V58H189V56L188 55H185L184 53H183V51H182V53H181V51L178 53L177 51H179L180 50V48L178 49V50H175ZM220 47V48H219ZM45 48H43L42 49V51H37V57H35L36 55L34 54V53H36V51H33L34 53V57H33V61L35 60V62H36V60H45V59H48V57H49V61L51 62V66L53 67L52 69H54V67L55 66H57L58 65V62L60 61L59 60V54L58 55H56V53L54 52L55 50L53 49V46H52V49H50L51 47L49 46L48 48H47V50L45 49ZM110 48V47H109ZM142 48H143V51L145 52H143V51H141L142 50ZM145 48V49H144ZM151 48V49H150ZM157 48H160L159 50H163V51H161V52H164L163 54L161 53V52H157L158 51V49ZM169 48V49H168ZM192 49H193V47H191ZM190 48V49H191ZM197 48V49H196ZM202 48V50L201 51H199L200 49ZM203 48H204V50H205V52H204V50H203ZM215 48H216V50H217V53H216V50H215ZM34 49V47H32V50ZM38 49V48H37ZM95 51H94V50ZM122 49V50H121ZM124 49H126L125 51H124ZM155 49H157L156 51H154ZM199 49V50H198ZM29 50H30V48H29ZM46 50V51H45ZM49 50V52L47 53V51ZM72 50H74L73 51V53H72ZM81 50H80V53H81ZM93 50V51H92ZM129 50V51H128ZM139 51V55H137V56H140L139 58L137 57V56H135V59H134V55H135V53L133 52V51ZM167 50H168V52H167ZM187 50V51H186ZM198 50V51H197ZM58 51V52H59ZM127 51H128V53H127ZM203 51V52H202ZM207 51V52H206ZM213 51V52H212ZM226 51V52H225ZM242 51V52H241ZM26 52V51H25ZM24 52V53H25ZM38 52H41V53H39L38 54ZM42 52H44V56L46 57L47 55V57L46 58H43L44 56L42 55L43 53ZM51 52V53H50ZM52 52H54V53H52ZM77 52H79V51H77ZM149 52H151V53H149ZM156 52V53H155ZM173 52H175V53H173ZM201 52H202V56H201ZM222 52H223V50H222ZM228 52H230V53H228L227 55H229V56H231L232 55V53H235V52H232V51H228ZM250 52V51H249ZM28 53H32L31 51H29ZM71 53V54H70ZM111 53V54H112ZM119 53V52H118ZM123 53H127L128 54V56L126 57V54H125V57L126 58H122V57H124L123 55ZM144 53V54H143ZM153 53H155V54H153ZM157 53H159V55L157 54ZM175 55H173V54ZM177 53V54H176ZM191 53V54H190ZM206 53L207 54H209V55H206ZM216 53V54H215ZM243 53H247L246 55L247 56H245V54H243ZM53 54V55H52ZM69 54V55H68ZM76 54V53H75ZM143 54V55H142ZM150 54V55H149ZM151 54H153V55H151ZM167 54H169V55H167ZM174 56V57H176V55H177V57L181 54V55H184V60L185 61H188V59H189V61H188V63L186 62V64H185V61L183 60L182 61V57L180 56L179 58L181 59H179L180 61H182V63L179 61V60H177L178 62L176 63L175 62V60L173 59V61L172 62H170V59H171V57H172V55ZM179 54V55H178ZM186 54H188V53H186ZM192 54L195 56V60L193 59V57H192ZM213 54H215V56H216V59H215V56H213ZM39 55V56H38ZM56 55V56H55ZM142 55V56H141ZM144 55H146L145 57H144ZM155 55V57L156 58H159V59H154V57H151V56H154ZM164 55V56H163ZM165 55H166V59H165ZM239 55V54H238ZM50 56H54V57H50ZM122 56V57H121ZM130 56H132V58H130ZM158 56H160V57H158ZM185 56L187 57V59L185 58ZM207 56H209V57H207ZM228 56V57H229ZM57 57V58H56ZM78 57V58H77ZM122 59H121V58ZM162 57V58H161ZM173 57V58H174ZM176 57V58H177ZM210 57H214L213 59L212 58H210ZM221 57V58H220ZM228 57L225 59L226 61V63H227V65H228ZM245 57H247V58H245ZM35 58V59H34ZM37 58V59H36ZM42 58V59H41ZM102 58V57H101ZM107 58H109V60H107ZM141 58H142V60H141ZM153 58V59H152ZM161 58V59H160ZM163 58H164V60H167L168 59V61L170 62V64H173V65H169V62L167 63V64H165L166 62H164L163 61ZM170 58V59H169ZM209 58V59H208ZM72 59H73V61H72ZM77 59V60H76ZM103 59V58H102ZM115 59H116V62H115ZM178 59V58H177ZM194 60V61H192V60ZM208 59V60H207ZM212 59V60H211ZM76 60V61H75ZM80 60V61H79ZM96 60V59H95ZM96 60V61H97ZM104 60V59H103ZM107 60V61H106ZM150 60H152V61H150ZM156 62V61H158V60H162L163 61V65L165 66L166 65V68L165 67H163V66H161L160 67V64L162 63L161 61H160V64L159 63H157V66H158V64H159V66L157 67L156 66V64L155 63H153L154 61ZM172 60V59H171ZM214 60H213V62H214ZM53 61V62H52ZM132 61V62H131ZM145 61H147L146 63H145ZM151 63H153V64H155L154 66L155 67H157V68H152V67H154L153 66V64H151ZM193 63H192V62ZM209 61V62H208ZM128 62H129V64H130V62H131V67L130 68H128L130 65L128 64ZM148 62H149V64H148ZM184 62V63H183ZM198 61H197V63H199ZM211 62V64H210V66H209V63ZM103 63V64H102ZM178 63H180V64H182V65H180V68L179 67H177V68H179L180 70H178L177 69V71H175L176 70V67H175V65L176 64H178ZM192 63V64H194L195 66H196V68H195V66L193 65V69H194V72L192 71V68L190 67L191 65L190 64ZM206 63V64H205ZM208 63V64H207ZM84 64V65H83ZM91 64V65H90ZM113 66H112V65ZM127 64L129 65V66H127ZM183 64H185L186 65V68H185V65L183 66ZM79 65V66H78ZM88 65V66H87ZM89 65H90V67H89ZM121 65V66H120ZM145 65H148V66H146L147 68L145 69L144 67H142V66H145ZM150 65H152V67H150ZM162 65V64H161ZM168 65V66H167ZM72 66V67H71ZM83 66H85L86 68L88 67V70H87V72L88 73H85V71H84V69L86 70V68H84ZM96 66H98V69H94V67H96ZM170 66H173V67H170ZM181 66H183L184 68H182L181 69ZM187 66H188V68H187ZM208 66V67H207ZM217 65L215 66V69H217V67H218ZM27 67H29V66H27ZM141 67V68H140ZM152 68L149 72H148V68ZM161 69H160V68ZM167 67H169L168 69L169 70H173L174 69V73H171L170 75H169V73L168 72H170L169 70H166L167 69ZM206 67V68H205ZM211 67V70L209 69ZM221 67V68H220ZM30 69L31 68H35L34 67V65H33V63L31 64V67H29ZM28 68V69H29ZM97 68V67H96ZM118 68V69H119ZM124 68V69H125ZM142 68H144L145 70L144 71H146V72H144V71H141L142 70ZM149 68V69H150ZM163 68H165V69H163ZM170 68H172V69H170ZM94 69V70H93ZM100 69V70H99ZM117 69V70H118ZM120 69V70H121ZM123 69V70H124ZM184 69V70H183ZM188 69H190V70H188V72H187V70ZM207 69H209V70H207ZM219 69L217 70V71H219ZM34 70H37L36 68L34 69ZM92 70H93V72H92ZM164 70V71H163ZM181 70H183V71H181ZM186 70V74L184 75V73H182V72H184ZM31 71V72H30ZM28 70V71H26V72H24L23 71V73L24 74H27L26 76H29V78L27 77V79L26 80H19V81H17L15 84H16V86H14V84L12 85V86H14L13 87V89H14V92L12 91L13 89H12V86H11V83H12V81H11V77H14L12 74H11V77L10 78H8L10 75V70H4V71H2V72H0V90L2 89V91L0 92V93H2L3 94V96H5V95H7V96H10L11 95V92L9 93V91H12V94H16L17 95V93L15 92V90L16 89H18V90H21V91H18V93L19 94H21L22 95V89H24V93L26 92V90L27 91H29L30 92V94H31V92H33L34 90V88L36 87V86H34V85H36V83L37 84H39V83H42V85H43V81L47 78L48 79V76L47 77H45L46 76V74L44 75V74H41V76H39V75H37V73H36V71H32V70ZM125 71V70H124ZM162 71V72H161ZM165 71H167L166 72V74L168 73V76L166 75V74H164V72ZM181 71V72H180ZM189 71H191L190 73H189ZM78 72V73H77ZM154 72H156L157 73V75L154 73ZM181 73V74H179V73ZM196 72V73H195ZM214 72V71H213ZM215 72H216V70H215ZM226 72V73H225ZM91 73H93L92 75L94 76H92L91 75ZM149 73H154V74H149ZM179 75H178V74ZM237 73V72H236ZM235 73V74H236ZM70 74H72V76L70 75ZM75 74H77L76 76H75ZM225 74V75H224ZM234 74V75H235ZM36 75V76H35ZM73 75L75 76V77H73ZM139 75V76H138ZM154 75H156L157 77H155ZM178 75V76H177ZM205 75V76H204ZM210 77H209V76ZM221 75H222V77H221ZM227 75V76H226ZM239 74L237 73V76H238ZM8 76V77H7ZM35 76V77H34ZM136 76V77H135ZM185 76H186V78L187 79H185ZM233 76V75H232ZM261 76V77H260ZM264 75H263V73H261L260 74V72H257V74H256V77H255V79H254V81H251L252 83L251 84H248L249 82H250V80H249V82H248V80H242V81H244L245 83H242V81H241V77L240 76H238V77H240V84L238 83L237 84V82H239L238 80H239V78H237L238 80H237V82H236V84H235V82H234V85L237 87V88H239V87H245L246 88V86L249 88V87H251V85L254 83V82H256L255 80H257V79H259V82H262L263 81V83H264V77H263ZM72 77V78H71ZM139 77V78H138ZM184 77V78H183ZM205 79H204V78ZM209 77V78H208ZM67 78H66V82H67ZM99 78V77H98ZM159 78V79H160ZM171 78V77H170ZM169 78V79H170ZM171 78V82H173V83H175V86H177L178 88H182L183 86L181 85V86H179V83L177 82V79H172ZM220 78V79H219ZM225 78H227V79H225ZM232 78V77H231ZM230 78V79H231ZM235 78V76H233V79ZM9 79H10V81H9ZM146 79H144V80H146ZM161 79V81H165V80H162ZM168 79V80H169ZM184 79L185 80H187V82L186 81H184ZM202 79H204V80H202ZM209 79H210V83H209ZM232 79V80H233ZM236 79V78H235ZM234 79V80H235ZM32 81V83H31V81ZM38 81V82H36V81ZM74 80V81H73ZM78 80V81H77ZM87 80H88V83H87ZM95 80V79H94ZM98 81L100 80V79H97ZM143 80V79H142ZM158 80V79H157ZM167 80V82H170V80L168 81ZM216 80V81H217ZM232 80H230V82L232 81ZM9 81V82H8ZM22 81V82H21ZM160 81V80H159ZM200 81H202V82H200ZM207 82V83H205V82ZM8 82V84H9V86H8V84H6ZM25 82V83H24ZM36 82V83H35ZM92 84H90V83ZM100 82V81H99ZM99 82H97V84H99ZM229 82V83H230ZM246 82H247V84L249 85H247L246 84ZM258 82V81H257ZM257 82L255 83V85H258V88H260L259 86L261 85V84H263V83H261L260 85L259 84H257ZM87 84V85H89L90 84V88L91 89H89V90H87L89 87H85V88H83V86L82 85H84V84ZM176 83H177V85H176ZM203 83H205L206 85H207V88H205V90H204V92H203V90L201 91V90H199V86L200 85H203ZM209 83V84H208ZM215 83V82H214ZM232 83H233V81H232ZM232 83H230V84H223V82H221V84H220V82L219 83H217V87L219 86V84L220 85H223V87H224V89L225 90H223L224 91V93H226L225 91H226V89H228L229 88V85H230V87H232L233 85H232ZM34 84V85H33ZM74 84H77V85H80V86H77V85H75V86H73ZM86 84H85V86H86ZM196 84V85H195ZM216 84V83H215ZM215 84H214V86H215ZM246 84V85H245ZM5 85V86H4ZM42 85H40L39 86V88L40 87H42ZM199 85V86H198ZM241 85H243V86H241ZM245 85V86H244ZM254 85V84H253ZM252 85V87H256V86H253ZM28 88H27V87ZM38 86V85H37ZM52 86H54V84H50L49 85V87H47V88H45L44 87V85H43V87L42 88H40V89H42V90H47V91H50L51 90V88H52ZM188 86V87H187ZM198 86V87H197ZM212 86H213V84H212ZM235 86H234V89H235ZM262 87L264 86V85H261ZM15 87H17L16 89H15ZM59 87V86H58ZM96 87H97V85H96ZM222 87V86H221ZM251 87V88H252ZM261 87V88H262ZM9 88V89H8ZM20 88V89H19ZM31 88V89H30ZM33 88V89H32ZM60 88H61V86H60ZM63 88V87H62ZM61 88V89H62ZM198 88V89H197ZM236 88V89H237ZM4 89V90H3ZM5 89H6V91H5ZM74 89H76V88H74ZM197 89V90H196ZM230 89V88H229ZM232 89H233V87H232ZM231 89V90H232ZM247 89V88H246ZM250 89V88H249ZM253 89V88H252ZM256 89V88H255ZM8 90V91H7ZM182 90H183V88H182ZM187 90V89H186ZM195 90H196V92H195ZM219 90V91H218ZM17 91V90H16ZM84 91H86V92H84ZM221 91V92H220ZM5 92V93H4ZM8 92V93H7ZM28 92V93H29ZM90 93V95H87V96H82V95H80V94H84V93ZM193 92V93H192ZM212 92V91H211ZM227 92H228V90H227ZM7 93V94H6ZM51 93H52V95H51ZM51 93H49L50 95L47 97V101H46V99L44 98V97H40V98H38L37 99V106L35 107L37 110H35L34 111V114H35V116H30V118H27V119H25L24 121H25V123H26V120H27V123L25 124L24 123V121L22 122V123H24V125H22V126H20V120L18 119V118H16L17 119V122L19 123V125L17 124V122H16V125H18V129H16L17 128V126L15 125V124H13L14 126L13 127H11L12 126V119L10 120V121H8V122H6L8 125L9 124H11L10 126H6L4 123H3V127L4 128H6V130H8L9 131V133H11L10 131H15V130H17V131H13L11 134H13V135H15V137L16 138H18L17 136H19V135H22V136H19L20 138L22 137L23 138V141L25 140H27V138L29 137H34L35 138V140H34V138H32V141H31V138L29 139L28 138V140L26 141V142H30L31 141V143L30 144H27L26 142H25V144L23 145L22 143L20 144L21 145V147H23L24 146V148H22V149H25V150H23L24 151V154H29L28 156L26 155V157L28 158H31L32 157V159L36 156L37 158L38 157H41V156H43V159H46L45 157H47V155H45V154H51V156H52V152L51 153H47V152H50V151H48V150H46V148H44V146L46 147L47 145H50V146H52L50 143H51V141H50V139H55V136H56V139H57V137H58V139H59V137L62 135V134H57V133H55L56 131L54 130V132L52 131L53 129H54V127L55 126H57V127H55V128H58V126L59 125H61V123H58V120H59V118L57 117V116H52L51 115V113H53V112H49V108H50V111H56L57 109L55 108L57 105H58V103H59V105H60V102H61V100H60V98H59V96H57V92H55V91H51ZM66 93V95H68L67 94V91L65 92ZM207 93V94H206ZM224 93H223V95H224ZM2 94H0L1 96H2ZM5 94V95H4ZM53 94H55L54 96H53ZM159 94H162V92L161 91H156L154 94H153V97L154 96H156V95H159ZM213 94V95H212ZM65 95V96H66ZM223 95H221V96H223ZM13 95H11V97H12ZM52 96L53 97H55V98H52ZM89 96H92L91 98L89 97ZM177 96V95H176ZM219 96V95H218ZM21 97V96H20ZM23 97H28V94H24L23 95ZM49 97H50V99H49ZM57 97V98H56ZM79 97V98H78ZM87 98V99H86ZM96 98V99H95ZM172 98L173 99H176V97L174 98V96H172ZM0 99H1V97H0ZM43 99V100H42ZM79 99H81V100H79ZM170 99H171V97H170ZM80 101V104H79V101ZM87 100V101H86ZM29 103H27V101L25 102V104H22V105H20L19 104V106L17 105L14 109H15V111H19V112H23V110H24V112H26L29 108H31V107H33L35 104H31V101H28ZM48 102V103H47ZM41 103H42V105H41ZM106 105H119V102H104ZM31 104V105H30ZM120 104H122V105H125L124 103H121L120 102ZM27 105V106H26ZM41 105V106H40ZM44 105V106H43ZM111 105V106H112ZM29 106H31V107H29ZM26 108V111H25V108ZM38 107V108H37ZM40 107H42V108H40ZM24 108V109H23ZM35 108H32V109H35ZM40 108V109H39ZM51 109H53V110H51ZM56 109V110H55ZM82 110H80V109H75L77 112H76V114L75 115H73L74 117L75 116H77L76 118H74L72 115H69V112H71L72 113V111H69V112H67V114H66V119H65V121H64V126H65V129L69 126V128H67L68 130L70 129V127H71V125H72V127L74 126V125H76V120L74 121V119H77V118H79V117H81V116H78L79 115V113H80V115L82 114L81 113V111H83V116L82 117H84V114L87 112V110L88 109H83V108H81ZM21 110V111H20ZM75 110H74V113H75ZM80 110V111H79ZM84 110H85V113H84ZM99 109H97V111H98ZM260 111H261V109H259ZM100 111V110H99ZM18 112V113H19ZM38 113V114H36V113ZM44 114H43V113ZM106 112V111H105ZM224 111H222L221 113H223ZM230 112H232V110L230 111ZM46 113H47V115H46ZM49 113V114H48ZM95 113L97 114V116H100V115H102L101 113H103V111H101V113L99 114V113H97L96 112V110H95ZM107 113V112H106ZM22 114V113H21ZM40 114H41V116H40ZM99 114V115H98ZM104 114V113H103ZM223 114H225V113H223ZM48 115H50V117L48 116ZM67 115H69L68 116V119L70 120H68L67 119ZM86 115H88V112L86 113ZM39 116V117H38ZM43 116V117H42ZM71 116V117H70ZM35 117V118H34ZM48 117V118H47ZM53 117H55V118H53ZM10 119V118H9ZM15 119V120H16ZM36 119V120H35ZM41 119V120H40ZM43 119V120H42ZM50 121H49V120ZM55 119V120H54ZM72 119V120H71ZM20 122H19V121ZM54 120V121H53ZM68 120V122L69 123H71L72 121V123H71V125L69 124V125H67V127H66V124L65 123H67L66 121ZM78 120V119H77ZM34 121H36V122H34ZM41 121V122H40ZM98 121V120H97ZM11 122V123H10ZM30 122H32V123H30ZM44 122V123H43ZM55 122H57V123H55ZM60 122V121H59ZM39 123V124H38ZM48 123V124H47ZM55 123V124H54ZM33 126H31V125ZM38 124V125H37ZM50 124V125H49ZM68 124V123H67ZM27 125V126H26ZM51 125H53L52 127H53V129H51V131L53 132H51L50 131V128H52V127H50V128H48V126H51ZM55 125V126H54ZM1 126H2V124H0V128H1ZM16 126V127H15ZM19 126H20V128L21 129H23V131L24 132H22L21 130H20V128H19ZM43 126H45V128L43 127ZM22 127H24V128H22ZM37 127V128H36ZM41 127V128H40ZM13 128H15V129H13ZM29 128H30V130H31V132L33 133L34 132V134H32L31 136H28L29 135V133H28V131L30 132V130H29ZM34 128V129H33ZM74 128V127H73ZM12 129V130H11ZM26 129H28V131L26 130ZM35 129H38L40 132L39 133H45L46 134V138H48V140L46 139V142H50V143H46V144H44V145H42L43 144V142L45 143V141H42L41 139H43L44 137H45V134H41L42 136H40V134L38 133V135H39V137H37L38 135H36V131H38V130H36V131H34ZM46 130V129H49V131H50V133H48V132H43L42 130ZM18 130H20L19 131V133H18ZM26 130V131H25ZM7 131V132H8ZM42 131V132H41ZM22 132V133H21ZM28 133V135H27V133ZM30 132V133H31ZM23 133H25L24 135H23ZM66 133H67V131H66ZM65 133V134H66ZM18 134V135H17ZM51 134V135H50ZM56 134V135H55ZM36 135V136H35ZM49 135V136H48ZM59 135V136H58ZM76 137H78L79 136V134H74ZM25 138H24V137ZM26 136H28L27 138H26ZM61 137H63V135L61 136ZM20 138H18V141L17 142H19L20 143V141L22 140V138H21V140H20ZM39 138V139H38ZM55 139V140H56ZM20 140V141H19ZM41 140V141H40ZM43 140H45V138L43 139ZM22 141V142H23ZM34 141V142H33ZM75 142H76V139L74 140ZM28 142V143H29ZM41 142V144H39ZM24 143V142H23ZM71 143H73V142H71ZM71 143H70V145H71ZM32 147H31V146ZM75 145H76V143H75ZM261 145V144H260ZM28 148H27V147ZM33 146H35V147H33ZM73 146H74V143H73ZM29 147H31L30 149H29ZM37 147L38 148H40V150L39 149H37ZM48 147V149L50 150V147L49 146H47ZM32 148H35V149H32ZM53 148V147H52ZM27 149H28V152H27ZM41 149H43V150H41ZM32 151V154L34 155V157H33V155L29 152V151ZM39 150V151H38ZM46 150V151H45ZM251 151L249 152V150H247L248 152V154H246L245 152L246 151H244V150H241L242 152H244V154H246L247 156H250V155H252V153L254 154V153H256L257 151H256V149H250ZM256 152H255V151ZM35 151V152H34ZM36 151H38V152H36ZM240 151V152H241ZM253 151V152H252ZM26 152V153H25ZM39 152H42V153H39ZM43 152L45 153V154H43ZM238 153V155H240L241 153ZM252 152V153H251ZM34 153H36V154H38V155H35ZM31 154V155H30ZM39 154L41 155V156H39ZM50 156V155H49ZM35 157V158H36ZM51 157H48V161H50L51 160V162L53 161V160H55V159H50ZM62 157H59V159H61ZM38 159H40V158H38ZM58 159V157H57V159L55 160V161H57V160H59ZM40 160H42V158L40 159ZM47 160H42V161H47ZM64 159H61L60 161H57L60 165H62V166H60L59 165V167H62V168H64V166H65V164H67L66 162V160L65 161H63ZM47 161V163H49ZM62 161L65 163H62ZM57 162H52L54 165H57L58 163ZM238 162H239V160H237V162H235V164H234V162H233V166H232V164L230 165V168L231 169H237L236 167L237 166H239V164H238ZM246 162H247V160H246ZM246 162L244 161L243 163H241L240 165H242L241 167H244V165H246ZM51 164V163H50ZM238 164V165H237ZM58 166V165H57ZM70 165H66V169L67 168H71V171H72V173L74 174V171H76L77 170V167L76 166H72V167H74V168H72V167H69ZM240 166H239V168H241ZM76 168V169H75ZM228 168H229V166H228ZM74 170V171H73ZM226 172V171H225ZM152 176H150L149 178H150V180H149V178L148 177H146L147 178V180H145L146 181V184H148V183H151V181H152V183H153V181H154V178L152 177ZM215 177H217V176H215V175H212V177L210 176V178H213V179H215V181L214 180H212L213 181V183L215 182V184L213 185V186H216L217 185V182H218V184H223L224 183V180H222V181H219L217 178H215ZM217 179V180H216ZM142 184H145L144 183V181L142 182ZM31 189H33V190H31ZM21 192V194L17 197V195H15V194H13L14 195V197L12 196L10 199H9V201H6V203H5V206H4V209H10L11 207V209L12 210H15V209H18L16 206L18 205V207L19 208H21V207H28V208H25V212H26V216H24L25 214H23V215H21V216H23V217H18V218H14V219H12V218H10L9 220L10 221H12L13 220V222L10 224V225H8V228H6L7 226V224H8V222H7V224L5 225L6 227L4 228L3 226H1L0 225V264H14L15 263V260L18 258V256L20 257H23L24 255H22L23 253V251L25 252V250H29V246H32L31 244L33 243V241L35 240V237L37 238V236L39 235V233L40 232H43V230H41L40 229V227L35 223V221H36V218H37V208L35 207V204L33 203L34 202V197H35V195L39 192V190L37 189L36 190V188H34V187H31L30 189H28V190H21V189H19ZM35 190V191H34ZM17 191V193L19 194V191L18 190H16ZM15 193V192H14ZM16 193V194H17ZM13 198V199H12ZM17 204V205H16ZM25 204L27 205V206H25ZM15 205V206H14ZM8 208H7V207ZM21 206V207H20ZM16 207V208H15ZM14 208V209H13ZM10 209V210H11ZM29 210V211H28ZM36 211V212H35ZM3 212V209H0V216H1V218H2V216H3V214L1 215V213ZM24 212V213H25ZM264 212H261V214H260V212L258 213V217H256L255 216V218H259V219H264ZM259 216H261V217H259ZM35 217V218H34ZM8 220V221H9ZM14 223V224H13ZM4 225V224H3ZM65 229V228H64ZM60 230V229H59ZM66 230V232L68 231L67 229H65ZM52 232V231H51ZM60 237H63L62 235H66L67 233H69V231L65 234V232L63 233L62 232V228H61V230H60V232H58L57 230L55 231ZM54 231L52 232V234L53 233H55ZM55 233V235H57ZM54 235V236H55ZM58 237V236H57ZM60 237H58V238H60ZM27 248V249H26ZM31 248V247H30ZM25 249V250H24ZM21 252V253H20ZM21 254V255H20ZM17 257V258H16ZM14 258V259H13Z\"/></svg>","mask_w":264,"mask_h":264}]
</instances>
